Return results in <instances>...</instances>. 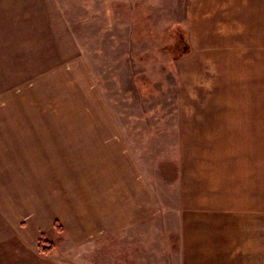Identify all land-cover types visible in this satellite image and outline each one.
<instances>
[{
    "label": "rangeland",
    "instance_id": "374dc122",
    "mask_svg": "<svg viewBox=\"0 0 264 264\" xmlns=\"http://www.w3.org/2000/svg\"><path fill=\"white\" fill-rule=\"evenodd\" d=\"M0 128V202L45 153L40 185L93 213L46 226L45 258L264 264V0H0ZM122 186L123 242L98 215Z\"/></svg>",
    "mask_w": 264,
    "mask_h": 264
},
{
    "label": "crops",
    "instance_id": "0c3cea01",
    "mask_svg": "<svg viewBox=\"0 0 264 264\" xmlns=\"http://www.w3.org/2000/svg\"><path fill=\"white\" fill-rule=\"evenodd\" d=\"M2 129L3 128H0V130ZM6 135L7 134L0 132V140ZM20 135L23 141L27 140L25 134ZM38 140L39 138L37 137L36 141ZM39 145L44 146V144L41 143L37 144V147H39ZM58 146L56 142L51 143L50 151H48L54 154ZM4 151L8 152V148H5ZM41 155H45V153H35L32 155L35 157L31 159L28 158L29 161L35 160L38 163L34 171H29L27 169L24 172L21 170V175L23 174L22 177L26 176V172H28L31 174L29 178H35L38 179V181L29 182L23 180L24 184L21 183L20 185L19 182H15V186L12 187V189L10 188L6 193L7 200L5 199L4 202H0V210H4L2 213L4 214L5 222L12 232L16 234L14 236L18 238L16 243H10V246L5 249L3 255L0 254V264H61L59 260H57L59 258L54 255L45 258L42 254H38L36 252L35 239L39 233L46 229V226H49L55 221L63 220L66 224L74 225L76 219L93 216V213L88 214L86 209L82 211V214L80 213L79 207L76 206L77 203L74 202L76 201V195L74 192L62 193L61 188H59L61 187L60 181H52V186L44 187L40 185L39 180L41 178L60 177L57 171L56 175L53 174L51 176L49 172L45 171L44 166L42 168L41 162H39V160H41ZM13 160L14 159H12V161ZM21 175H16V179H18V176L21 177ZM125 190L123 186L120 190L119 187H117L116 197H111L110 202L108 201L110 193L106 190L103 193L104 197L103 194L100 196V200H104V211L101 209V211L98 212V215L102 218L101 226L106 227L107 233H109V230L111 232H116L121 242H123L126 237H129L128 233L130 230H134V226L138 224L133 204L136 203L140 206V196L135 198L133 193L128 192L126 197ZM9 192L11 196L8 195ZM131 195L132 197H130ZM96 198L98 199V197ZM145 202L148 206L151 205H149L147 200H145ZM145 202H143V204ZM113 204H116V208L112 210V208H109V205L112 206ZM146 204H144V206H146ZM109 210H112V213H110ZM68 221H72L73 223ZM23 225H25V228H23Z\"/></svg>",
    "mask_w": 264,
    "mask_h": 264
},
{
    "label": "trees",
    "instance_id": "16d2710c",
    "mask_svg": "<svg viewBox=\"0 0 264 264\" xmlns=\"http://www.w3.org/2000/svg\"><path fill=\"white\" fill-rule=\"evenodd\" d=\"M53 249H54V246L50 242L45 241V237L42 236L39 241L40 253L49 254L53 251Z\"/></svg>",
    "mask_w": 264,
    "mask_h": 264
}]
</instances>
